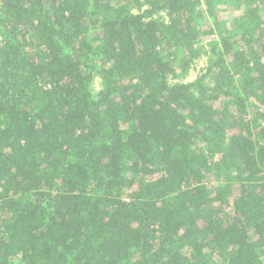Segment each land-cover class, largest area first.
I'll list each match as a JSON object with an SVG mask.
<instances>
[{
  "label": "trees",
  "instance_id": "obj_1",
  "mask_svg": "<svg viewBox=\"0 0 264 264\" xmlns=\"http://www.w3.org/2000/svg\"><path fill=\"white\" fill-rule=\"evenodd\" d=\"M0 264H264V0H0Z\"/></svg>",
  "mask_w": 264,
  "mask_h": 264
},
{
  "label": "rangeland",
  "instance_id": "obj_2",
  "mask_svg": "<svg viewBox=\"0 0 264 264\" xmlns=\"http://www.w3.org/2000/svg\"><path fill=\"white\" fill-rule=\"evenodd\" d=\"M234 14H236V12L232 10L230 12L223 13V16L225 17L224 18L225 20L229 19V20H226V21L229 22V24H230V21H231L230 18ZM205 62H206V59H205L204 56L202 58L196 60L194 65H193V67L188 71V73L185 76H183V77L176 78V80L184 81V82L193 80L196 77V75L198 74V72H200V70H202L204 68ZM95 87H96V89L99 87V82L98 81L95 82Z\"/></svg>",
  "mask_w": 264,
  "mask_h": 264
}]
</instances>
